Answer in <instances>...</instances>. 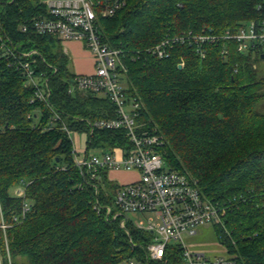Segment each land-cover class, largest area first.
I'll list each match as a JSON object with an SVG mask.
<instances>
[{"label":"trees","instance_id":"trees-1","mask_svg":"<svg viewBox=\"0 0 264 264\" xmlns=\"http://www.w3.org/2000/svg\"><path fill=\"white\" fill-rule=\"evenodd\" d=\"M36 2L16 0L3 10L16 49L37 51L35 76L47 80L50 94L47 101L35 98L21 70L0 58V222L7 224L9 250L8 258L0 228V263L177 262V249L167 262L147 258L149 231L131 222L122 227L121 217L106 219L103 210L93 208L96 196L101 204L110 203L117 184L106 168L97 169L92 180L82 177L63 126L88 131L89 152L128 146V140L123 130L90 133L87 120L113 117L115 106L105 95L68 92L75 73L57 36L17 30ZM263 2L126 0L112 16L98 18L103 42L135 55L125 58L124 86L140 102L137 123L150 130L156 123L163 139L157 150L166 165L194 175L202 193L225 206L224 226L213 228L238 264H264V112L256 110L264 99V77H258L251 56L262 48L242 52L218 41L202 45V56L194 45L178 42L161 58L146 49L187 30L235 29L261 18ZM21 185L23 195H17L14 189Z\"/></svg>","mask_w":264,"mask_h":264},{"label":"built area","instance_id":"built-area-1","mask_svg":"<svg viewBox=\"0 0 264 264\" xmlns=\"http://www.w3.org/2000/svg\"><path fill=\"white\" fill-rule=\"evenodd\" d=\"M16 0H0V58L9 60L17 66L31 85L35 98L47 101L50 94L45 80L40 82L35 76L37 54L35 49L18 51L4 28V8ZM126 3V0H37L35 10L20 17L17 30L21 33L52 34L60 41L77 40L91 53L93 71L89 74L74 75L68 92L88 91L105 95L115 106L113 117L88 121L90 133L94 128L123 130L128 146L117 145L101 154L87 151L88 131H74L63 126L72 143L73 162L82 177L92 180L99 168L137 170L138 178L116 183L111 193V202L100 203L96 196L93 208L103 210L106 219L121 217L120 225L131 222L138 229L151 233L146 244V256L151 260L167 262L169 255L178 250L177 262L182 264H238L233 255L208 256L204 252L188 247L183 235H195L197 227L204 224L224 226L225 206L204 195L198 185V179L189 172L170 169L157 148L163 139L156 129H146L137 123L136 115L140 102L126 93L121 75L126 74L125 58L132 52L112 47L103 42L98 21L99 16L110 17ZM264 10V2L258 5ZM218 41L231 42L238 51H250L264 46V13L257 20L238 25L235 29H226L215 34L210 31L194 33L187 30L181 34L162 38L157 44L147 48V52L161 58L167 56L175 43L194 45L204 56L202 45ZM223 47V52H228ZM180 66L183 65L181 61ZM33 101V99L31 100ZM127 107L129 110H127ZM58 119L55 113L53 120ZM82 137L84 142L82 143ZM65 168V167H62ZM95 194L99 187L93 183ZM17 195H23V186L14 189ZM110 195V193H106ZM28 208L25 207V212ZM128 212L150 214L145 224L142 220L132 222L126 216ZM156 218V220H154ZM16 219V217H14ZM7 224L2 220L0 228L5 235ZM7 256L8 242L5 236ZM1 260V255H0ZM173 263V264H175ZM1 264V263H0ZM129 264H135L130 260Z\"/></svg>","mask_w":264,"mask_h":264},{"label":"rangeland","instance_id":"rangeland-1","mask_svg":"<svg viewBox=\"0 0 264 264\" xmlns=\"http://www.w3.org/2000/svg\"><path fill=\"white\" fill-rule=\"evenodd\" d=\"M264 54V46L262 48V52L254 53L251 56H253V62L256 66V72L258 77H264V57H261V54ZM83 58L88 62V66L90 65V61H88V54L87 52L81 54ZM71 65V64H70ZM72 66V65H71ZM121 80L123 84L125 83V75H121ZM74 91V90H73ZM143 107V105H142ZM127 110L129 108L127 107ZM256 110L258 112L263 113L264 112V99H261L259 103L256 105ZM36 121L39 120V116L35 118ZM151 129L158 130V126L155 124L152 125ZM78 131V130H74ZM84 142V137H82V143ZM103 150L101 148H95L93 150H90V153L93 154H101ZM111 176L119 178V181H129L134 178V175L132 173H124V172H114L111 173ZM150 214H139V213H133L128 212L126 216L131 220L132 222L142 220L145 224L148 222L147 217ZM156 220V218H154ZM4 239L6 234L4 235ZM184 241L187 243L188 247L194 250H198L201 252H204L208 256L213 255H226L227 249L226 247L218 242L215 236L214 228L212 224H204L197 227V232L195 235H183ZM7 238V237H6ZM6 249V245H5ZM7 253V250H6ZM8 257V256H7ZM120 264H129L128 261H124ZM173 264V263H172ZM175 264H182L181 262L175 263Z\"/></svg>","mask_w":264,"mask_h":264},{"label":"crops","instance_id":"crops-1","mask_svg":"<svg viewBox=\"0 0 264 264\" xmlns=\"http://www.w3.org/2000/svg\"><path fill=\"white\" fill-rule=\"evenodd\" d=\"M63 50L68 54L70 59V67L71 70L76 74H89L93 71V59L91 53L84 47L82 42L77 40H64L61 42ZM87 52L88 54V61H90V65L88 66V62L85 58L82 57L81 54ZM114 172H124V173H132L134 178L129 180L133 181L138 178V171L137 170H124V169H110L107 172L108 179L116 182V183H125L129 181H119V178L111 176V173Z\"/></svg>","mask_w":264,"mask_h":264},{"label":"water","instance_id":"water-1","mask_svg":"<svg viewBox=\"0 0 264 264\" xmlns=\"http://www.w3.org/2000/svg\"><path fill=\"white\" fill-rule=\"evenodd\" d=\"M261 57H264V54H261ZM179 67H180V65H179Z\"/></svg>","mask_w":264,"mask_h":264},{"label":"bare ground","instance_id":"bare-ground-1","mask_svg":"<svg viewBox=\"0 0 264 264\" xmlns=\"http://www.w3.org/2000/svg\"><path fill=\"white\" fill-rule=\"evenodd\" d=\"M127 142V141H126ZM101 195V194H100ZM19 216H21V215H19ZM19 218V217H18ZM104 218V217H103Z\"/></svg>","mask_w":264,"mask_h":264}]
</instances>
